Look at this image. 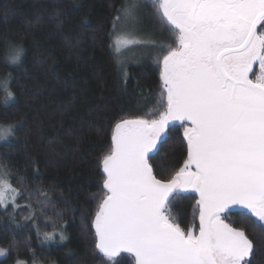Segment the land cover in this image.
<instances>
[{
  "label": "snow or ice",
  "instance_id": "6c2138e0",
  "mask_svg": "<svg viewBox=\"0 0 264 264\" xmlns=\"http://www.w3.org/2000/svg\"><path fill=\"white\" fill-rule=\"evenodd\" d=\"M141 7H151L172 34L156 57L163 106L113 128L101 161L105 191L93 219L95 248L108 264L121 253L135 264H250L253 241L224 214L242 209V218L264 230V0H131L114 18V28L132 26L115 35L118 54L145 43L134 28ZM4 45L6 63L19 64L23 46ZM6 83L5 103L14 99ZM176 122L184 128L187 159L170 179H158L150 160ZM15 127L0 125V141ZM6 177L0 165V206L15 207L20 193ZM188 192L199 194L198 226L185 230L170 206Z\"/></svg>",
  "mask_w": 264,
  "mask_h": 264
},
{
  "label": "trees",
  "instance_id": "16d2710c",
  "mask_svg": "<svg viewBox=\"0 0 264 264\" xmlns=\"http://www.w3.org/2000/svg\"><path fill=\"white\" fill-rule=\"evenodd\" d=\"M127 1L0 0V77L10 76L14 97L5 103L0 84V125L16 126L0 143V165L20 193L17 208L0 206V248L7 250L0 264H108L95 248L93 226L105 191L102 158L117 122L148 118L163 106L156 60L135 53L137 47L118 54L113 46L120 32L114 18ZM156 23L151 31L172 43V34ZM5 40L23 46L19 64L6 63ZM183 131L174 125L150 160L157 178L170 179L187 159ZM197 201L192 192L172 200L185 230L198 226ZM240 212L225 220L253 241L250 264H264V230ZM45 233H55V240L46 241ZM115 264L135 261L121 253Z\"/></svg>",
  "mask_w": 264,
  "mask_h": 264
},
{
  "label": "rangeland",
  "instance_id": "374dc122",
  "mask_svg": "<svg viewBox=\"0 0 264 264\" xmlns=\"http://www.w3.org/2000/svg\"><path fill=\"white\" fill-rule=\"evenodd\" d=\"M127 2H131V0H129ZM145 2H146L145 0H141V4H143ZM149 9H150V7H141V9H140V11L138 13V17H139L138 22H136V24L134 25L135 33H136L137 37L141 41L145 42L142 45L135 46V47H137L135 49L136 50L135 53H138V52H140V53L141 52H143V53L144 52H149L147 57L154 58V60H156V57L159 54V46L161 44H167L168 41L166 42L164 39L159 37L157 32L154 34L151 31L150 27H152V25L154 27L155 26L158 27L156 21H158V23H160V22H159L158 18L156 17V14H155L154 10L151 9V10H153L152 14H151V11H149ZM121 19L123 20V17ZM155 19H156V21H155ZM126 27L130 28L132 26L131 25H125V24H119L118 28L121 31V30H123ZM153 42H155L156 47L152 46ZM135 47H133V48H135ZM133 48H130V50L133 49ZM256 73L258 74V68L256 69ZM6 78H7V83H6L7 91L11 92L10 87H9L10 86V76L7 75L6 77H0V84H1V87L3 89V100H4V102L7 99L6 91H5V80H6ZM10 101L11 100H9L8 102H10ZM11 137H9V138H11ZM1 142H3V141H0V143ZM9 205H11V204H9ZM17 207H18V204L16 203V206L14 208H17ZM225 222H227V221L225 220ZM2 257H4V256H0V259ZM22 262H23V264H42L40 262H34V263H28V262H25V261H22Z\"/></svg>",
  "mask_w": 264,
  "mask_h": 264
},
{
  "label": "water",
  "instance_id": "95a60500",
  "mask_svg": "<svg viewBox=\"0 0 264 264\" xmlns=\"http://www.w3.org/2000/svg\"><path fill=\"white\" fill-rule=\"evenodd\" d=\"M175 125H180L179 124V122H176L175 123ZM159 179V178H158ZM192 193H194V192H192ZM196 196H197V198L199 199V194L198 193H194ZM239 211H243L242 209H239V208H233V209H231V210H229V212H227V213H225V214H229V213H232V212H239ZM224 214V215H225Z\"/></svg>",
  "mask_w": 264,
  "mask_h": 264
},
{
  "label": "flooded vegetation",
  "instance_id": "af4514ba",
  "mask_svg": "<svg viewBox=\"0 0 264 264\" xmlns=\"http://www.w3.org/2000/svg\"><path fill=\"white\" fill-rule=\"evenodd\" d=\"M160 24V27H164L161 23ZM258 31H260V28L258 27ZM258 68V66H254V72H256V69Z\"/></svg>",
  "mask_w": 264,
  "mask_h": 264
}]
</instances>
